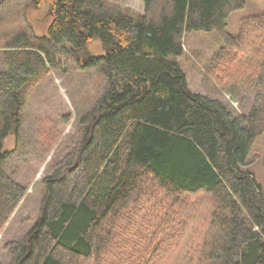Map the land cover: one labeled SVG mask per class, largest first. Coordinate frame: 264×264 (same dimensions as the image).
<instances>
[{
    "label": "trees",
    "instance_id": "trees-1",
    "mask_svg": "<svg viewBox=\"0 0 264 264\" xmlns=\"http://www.w3.org/2000/svg\"><path fill=\"white\" fill-rule=\"evenodd\" d=\"M144 1V13H132L107 0H30L48 5L47 34L18 32L2 45L0 234L29 190L8 167L5 141L60 66L55 54L83 56L106 88L61 141L40 181L38 216L6 242L0 264H264V188L249 168L264 133V10L235 36L227 18L247 0ZM192 30L222 34L210 72L253 93L247 114L190 88L176 57ZM96 40L104 53L92 55Z\"/></svg>",
    "mask_w": 264,
    "mask_h": 264
},
{
    "label": "rangeland",
    "instance_id": "rangeland-1",
    "mask_svg": "<svg viewBox=\"0 0 264 264\" xmlns=\"http://www.w3.org/2000/svg\"><path fill=\"white\" fill-rule=\"evenodd\" d=\"M107 1L132 13H144L145 10L144 0ZM246 3L243 8L230 13L227 33L237 36L247 17L264 10V0H247ZM31 4L30 0H6L0 4V49L18 32H26L32 38L47 34L52 19L48 5L36 8ZM224 43L222 34L217 30L188 31L183 37L184 52L176 59L194 92L221 99L234 114H247L253 102V93L234 92L222 85L210 72L212 58ZM88 49L92 55L104 53L99 40L90 42ZM55 56L60 66L48 72L34 88L25 105L20 134H12L5 141V146L14 150L8 167L15 171L18 179L29 190L27 198L0 234V260L6 261L9 258L6 242L23 236L37 218L41 197L40 181L49 163L55 158L61 141L75 136L80 114L90 109L106 88V80L99 67L81 66L86 61L83 56L77 59L64 52H57ZM48 137L53 139L50 145L44 142ZM250 157L252 163L249 168L264 188V133L254 143ZM144 213L148 214L146 210ZM135 255L133 252L128 260ZM127 263V259L122 263L116 262Z\"/></svg>",
    "mask_w": 264,
    "mask_h": 264
}]
</instances>
